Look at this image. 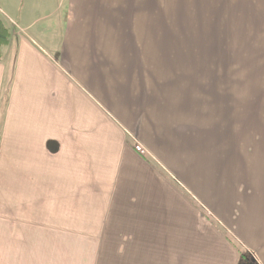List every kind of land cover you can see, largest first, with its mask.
<instances>
[{
	"label": "crops",
	"instance_id": "crops-1",
	"mask_svg": "<svg viewBox=\"0 0 264 264\" xmlns=\"http://www.w3.org/2000/svg\"><path fill=\"white\" fill-rule=\"evenodd\" d=\"M243 20L245 35L262 39L264 0H244ZM0 21L9 33L0 60L3 241L10 226L29 225L39 248H51L83 217L91 226L82 235L107 243L98 247L156 234L167 264H239L242 253L264 264V97L250 99L255 145L231 138V105L224 121L210 119L203 144L201 91L170 64L172 51L181 62L190 55L189 39L170 37L165 0H0Z\"/></svg>",
	"mask_w": 264,
	"mask_h": 264
},
{
	"label": "rangeland",
	"instance_id": "rangeland-1",
	"mask_svg": "<svg viewBox=\"0 0 264 264\" xmlns=\"http://www.w3.org/2000/svg\"><path fill=\"white\" fill-rule=\"evenodd\" d=\"M176 1L165 0V19L172 30L170 37L176 40L187 37L191 50L190 55H183L184 62H181L179 52L172 51L170 64L178 69L177 74L185 83H193L196 91H201L202 143L209 142L207 131L210 119L211 123L224 121L228 117L226 107L231 105V138L235 140L237 136L234 133L237 132L247 139L246 143L255 145L258 126L254 118L258 120V116L253 114L250 99L251 95L264 97V37L258 40L248 33L245 35L244 0H189L184 5L179 0V6H182L179 8ZM251 20L246 24L248 32ZM255 106L258 107L257 104ZM247 117H250L249 125L245 124L244 118ZM179 149L182 150L180 145ZM204 154L208 155L209 151ZM159 173L195 209L210 216L189 193L186 184L166 169L164 173L160 169ZM73 221L77 233L69 236L58 234L57 240L52 236L51 248H39L38 232L32 226H10V234L6 233L5 241L0 238V256H3L0 260L5 259L0 264H40V260H46L47 264H167L165 242L160 235L154 234L151 241L144 237L128 240V233H125L121 242L117 243L118 247H98V244L107 243L85 237L80 230L91 225L84 224L83 217H74ZM93 226L98 224L95 222ZM224 235L229 239L228 233ZM82 236L86 242H83ZM47 239L44 235L42 242ZM55 244L56 247L53 246ZM16 255L24 256L25 263L17 261ZM244 255L245 259L240 264L251 260L249 254Z\"/></svg>",
	"mask_w": 264,
	"mask_h": 264
},
{
	"label": "trees",
	"instance_id": "trees-1",
	"mask_svg": "<svg viewBox=\"0 0 264 264\" xmlns=\"http://www.w3.org/2000/svg\"><path fill=\"white\" fill-rule=\"evenodd\" d=\"M8 40H9L8 30L4 27V25L0 21V60H1V48L7 44ZM244 259H245V255L239 254L240 262ZM247 264H252V262L249 260L247 261Z\"/></svg>",
	"mask_w": 264,
	"mask_h": 264
}]
</instances>
